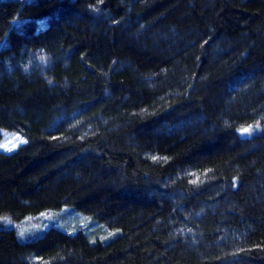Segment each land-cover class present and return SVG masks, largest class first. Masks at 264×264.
I'll use <instances>...</instances> for the list:
<instances>
[{"label": "trees", "instance_id": "trees-1", "mask_svg": "<svg viewBox=\"0 0 264 264\" xmlns=\"http://www.w3.org/2000/svg\"><path fill=\"white\" fill-rule=\"evenodd\" d=\"M0 129V218L115 231L0 264H264V0H0Z\"/></svg>", "mask_w": 264, "mask_h": 264}, {"label": "rangeland", "instance_id": "rangeland-1", "mask_svg": "<svg viewBox=\"0 0 264 264\" xmlns=\"http://www.w3.org/2000/svg\"><path fill=\"white\" fill-rule=\"evenodd\" d=\"M0 132L2 134L0 145L7 146L0 147V152L12 153L28 142V139L17 131L0 129ZM13 143L17 145L14 149H12ZM1 227L15 230L22 241L41 237L50 228H57L70 234L84 229L100 241H108L115 235V231L107 230L104 226H97L90 217L69 205L60 209L46 210L37 215H28L21 220H14L10 215H4L0 218ZM97 227L102 228V231L94 233ZM103 238L106 240H101Z\"/></svg>", "mask_w": 264, "mask_h": 264}, {"label": "snow or ice", "instance_id": "snow-or-ice-1", "mask_svg": "<svg viewBox=\"0 0 264 264\" xmlns=\"http://www.w3.org/2000/svg\"><path fill=\"white\" fill-rule=\"evenodd\" d=\"M243 133H248L249 132V128H244L241 130ZM17 145L15 143L12 144V149H14ZM0 147H7L6 145H0ZM11 150V149H9Z\"/></svg>", "mask_w": 264, "mask_h": 264}]
</instances>
